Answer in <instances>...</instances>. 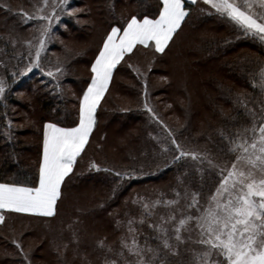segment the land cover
Instances as JSON below:
<instances>
[{
  "label": "rangeland",
  "instance_id": "obj_1",
  "mask_svg": "<svg viewBox=\"0 0 264 264\" xmlns=\"http://www.w3.org/2000/svg\"><path fill=\"white\" fill-rule=\"evenodd\" d=\"M118 1L115 0L114 2L115 11L122 12L124 5ZM157 2L158 0H150V3L155 6L154 8H156ZM38 3L39 0H0V9L6 11L7 14L4 18H8V21L4 23H1L4 20L3 16L0 18V78L5 81V93L0 101L13 95L20 97L23 90L17 89L18 85L22 84L23 80L29 79L30 74L33 72L36 73V77L45 80L49 86L52 84V90H56L59 96L67 94L71 98L66 103L68 110H72L70 125H59L50 120H44L41 123L36 174H38L42 155L44 124L56 123L61 127L75 125L78 121L79 98L90 83L91 64L98 53L104 36L110 31L111 26L122 24L131 15H135L122 14L107 25V22H110L108 20L109 16L104 8L105 5L101 4L100 0H69L71 7L64 14H61L59 22L53 21L52 39L48 43L46 51L41 53L40 60L44 72L51 70L55 73L56 67L59 66L63 74L56 73L57 78L53 79L45 75L39 68H34L26 75H21L20 73L26 71L29 63L28 48L25 42L32 40L35 44L33 37L38 35L36 28L39 24L46 22L29 21L25 23L17 13H32L35 11L33 5ZM207 7L198 0L194 8L200 11L201 8L207 9ZM112 8H110L111 11ZM67 11H73V15H67ZM200 12L203 15H209L207 12ZM211 17V20L204 21L199 26H192L189 23L182 25L165 53L154 54L148 49L141 48L139 51L134 50L129 57H126V63L122 61L117 66V68L119 66L129 68L135 77L136 83L124 76L121 71L116 72L117 69L114 71L108 91L97 108V122L92 136L82 153V157L78 159L73 173L70 174L69 178H66L63 196L61 201L58 202L57 214L54 217L5 213V224L0 225V264H26L19 250L12 243L13 240L20 243L24 251L29 254L31 264H56V256L60 254L58 252L60 240H74L81 247V254L79 255L73 251V254H71V248L65 250V254L62 253L61 260L64 261L65 259V264H105V252L98 247V242L105 240L108 246L118 248L121 237L127 231L126 222L131 218L138 221L141 218L142 204L160 197L162 191L158 186L141 187L134 190L130 195L129 191L122 200L128 203L129 210H126L122 215H118V209L114 206V203L120 199L122 191L112 189L113 192L111 191L110 194L107 187L94 179L92 180L89 176L74 181L77 177L79 178V173L81 174L83 169L84 173L97 171L91 167L94 163L100 169H110V171L102 172L110 173L119 183L126 176L117 177L115 173H127L129 165L135 164L139 159L141 161V158H138L137 155L133 157L130 153V147H132L133 140L136 139L137 135L136 123L131 124L128 121L122 122L114 118L110 119L105 131L106 140L100 143L102 133L96 127L98 124L104 123L105 117L115 105L125 107L139 103L138 111L142 113L147 125L146 135L152 145L158 149L157 154L162 155L161 160L159 159L156 162L157 167L160 166L162 161L164 163L170 159L173 154L171 152L162 153L160 144L153 137L163 140L164 135L167 136V132L163 131L162 127L165 118L172 119V115L179 114H181L183 122L187 124V129L180 131L172 127V132L186 149L207 153L221 164L229 161L230 158L225 152L221 155L212 148V143L209 141V137L206 136L211 132L214 133L216 129L211 125V116L214 113L211 99L217 97L215 93L219 89L215 84V80L224 78L226 74L220 61L228 58L245 63L242 58H238V54L246 53L247 49H239L238 52L232 55H219L216 60H203L199 59L201 46L206 40L213 39L225 32V30L217 32V24L220 26V23L226 24L228 29L233 31L234 36L255 41L263 52L264 45L258 40L245 37L237 32L232 25L216 15ZM66 21H72L77 30L67 32ZM10 36L15 39V46L8 41ZM70 55H73L72 59H70ZM71 60H74L73 63ZM253 63L252 73L256 76L259 68L264 66V57H260ZM129 65L132 67H129ZM14 73L15 75H13ZM250 83L253 85L255 81L252 80ZM129 88H133V90L130 91ZM235 88V91H238V88ZM255 89L257 95L253 100L241 97L249 102V108L254 105L259 107L260 102L264 101V92H261L258 87ZM145 91H147V95H145ZM29 95L32 98L34 94L29 90L28 93H24L22 96ZM170 102L172 108L170 110L164 109L163 106L166 103L170 104ZM145 103L153 109L155 116L162 124L149 119L150 114L145 110ZM101 105L102 109H99ZM18 110L22 112L21 107H18ZM98 113H100L99 117ZM163 113H165V116ZM39 114V108L33 106L29 113L17 115L14 118L15 124L21 131H19L20 137L24 141H28L30 145L33 144L34 139V135L30 133L33 129L31 126H33L32 123L38 121ZM243 120L244 118L240 121ZM190 130H192V133ZM218 130L216 131L218 132ZM126 150H129L128 156H126ZM32 156V152H25L21 156L19 164H16L17 168L23 169V164L27 161L31 162ZM179 164L182 168L180 174L176 176V186L178 183L177 177H182L185 171L191 172L192 162L189 161L185 164L182 161ZM189 179H193V177ZM194 179L198 181L199 177L196 176ZM206 179L211 182L210 177H206ZM107 195L117 196V199L107 202ZM163 198L172 199L174 195ZM103 200H106L107 203L106 213L96 216L88 212V210L98 207L100 204L97 203ZM132 207L135 209L134 211L130 210ZM165 211L163 207L158 208L156 216L164 214ZM110 221L113 222L115 234L113 232L110 234L111 232L107 231L111 227V225L109 226ZM151 222L153 221L150 220L144 224V233L149 230L153 235L151 229L148 228V223ZM134 227H137V225H134ZM140 232L143 231L140 230ZM102 233H105L107 238L103 235L102 237L99 236ZM9 244L12 247H9Z\"/></svg>",
  "mask_w": 264,
  "mask_h": 264
},
{
  "label": "snow or ice",
  "instance_id": "obj_2",
  "mask_svg": "<svg viewBox=\"0 0 264 264\" xmlns=\"http://www.w3.org/2000/svg\"><path fill=\"white\" fill-rule=\"evenodd\" d=\"M200 2L208 6L200 11L216 15L237 32L264 45V0ZM197 3L198 0H158L152 15H131L122 24L111 26L91 64L90 83L79 98L78 121L70 127L44 124L38 174L31 185L0 183V225L5 224V213L37 217L57 214L66 178L73 173L89 143L97 122V108L117 66L122 61L126 63L125 58L141 48L154 54L165 53L189 16L190 6ZM33 7L34 12L17 15L25 23H46L36 28L35 44L32 40L25 42L29 63L21 75L34 68L44 72L41 53L52 39L53 21L59 22L61 14L71 5L69 0H39ZM67 15H73V11H67ZM8 41L15 46L13 37H8ZM56 73L63 74L59 66L55 73L44 72L53 79L57 78ZM252 86L264 92V66L259 68ZM4 93L5 81L0 78V98ZM235 103L243 109L237 115L244 120L233 118L230 128L218 130L224 144L222 151L230 158L223 164L207 153L186 149L175 134L162 125L167 136L163 140L153 137L160 144L161 152L173 154L171 163L191 161V172L185 171L182 177H177V186L172 189L174 198L164 199L161 193L154 201L142 204L141 218L126 222L127 231L118 248L108 246L105 240L98 242V247L105 252V264H264V101L259 107L251 108L245 98H237ZM144 107L150 120L162 124L147 103ZM91 167L110 171L94 163ZM115 175L128 174L116 172ZM196 176L198 181L194 179ZM206 177H210L211 182ZM160 207L166 211L156 216ZM150 220L153 222L148 223V228L153 235L141 240L143 234L134 225L143 226ZM12 243L26 264H31L21 244L15 240Z\"/></svg>",
  "mask_w": 264,
  "mask_h": 264
},
{
  "label": "trees",
  "instance_id": "obj_3",
  "mask_svg": "<svg viewBox=\"0 0 264 264\" xmlns=\"http://www.w3.org/2000/svg\"><path fill=\"white\" fill-rule=\"evenodd\" d=\"M100 2L105 5L104 8L109 16L108 20H110V22H107V25L111 24V21L116 20L122 14L137 15L147 13L152 15L156 11V8H154L155 6L150 3V0H119L118 2L124 5V7H122V12H118L117 10L115 11V0H100ZM111 7H113L112 11L110 9ZM194 7L195 5L190 6L189 16L182 25L189 23L192 26H199L204 23V21L211 20L212 15H203ZM5 14H7L6 11L0 9V18L3 16L4 19L1 23L8 21V18H4ZM220 24V26L217 24V32L220 30H225V32L213 39L206 40L202 44L199 59L216 60L219 55H232L233 53L238 52L239 49H247L246 53H242L241 55L238 54V58H242L245 63L228 58L220 61L227 75L225 74L222 79L215 80V84L219 87V89L216 90L217 93H215L217 97L211 99L212 107H214V113L211 116V125L216 127V129L214 133L211 132V134H206V136L209 137L208 139L212 143V148L215 149L217 153L223 155V142L220 140L216 130L220 128H230L232 126L233 118L238 121L244 118L243 116L237 115V112H242L243 109L239 108L235 102L237 98H241L242 96L246 99L253 100L257 95V90L250 83L252 80L255 81V75L252 73L254 65L253 61L255 62L260 57H264V52L259 45H256L257 43L255 41L247 38L245 39L244 37H236L234 36L233 31L228 29L226 24ZM65 25L68 26L67 32L69 33L77 30V27L72 24V21H66ZM72 57L73 55H70V59H72ZM73 61L71 60L72 63ZM117 71H121L124 76L130 78L134 81V83H136L135 77L129 68L119 66L116 72ZM33 73L30 74L31 76L29 79L23 80L22 84H19L17 88L19 90H23L22 95L24 93H28L30 90L34 94L32 98L31 95H20V97L13 95L0 101V182H21L31 185L37 177L36 168L38 165L41 123L44 120H50L58 123L59 125L68 126L71 124L70 117H72V110L69 111L66 106V103L69 102L71 98L67 96V94L59 96V93L56 90H52V84L49 86L45 80L43 81L42 79L36 77V73ZM235 87L238 88V91H235ZM129 90L132 91L133 88H129ZM23 98L24 100L22 101ZM138 104L139 103H135L132 106L125 107L120 105L113 106L111 112H109L105 117L104 123L100 125L98 124L96 128L100 129V132L102 133L100 143H103L107 137L105 131L110 119L114 118L122 122L128 121L131 124L136 123L137 127H135V129L137 131V135L136 139L133 140V145H131L132 147H130V153L133 157L137 155L138 158H141V161L139 159L135 164L129 165L127 171L128 175H126L125 179H121L119 183H117V179L110 173L102 172L103 170L84 173L83 169L82 173H79V178L77 177L74 179V181H79L89 176L92 180L94 179L101 185L107 187L109 193L111 191L113 192L112 189L122 191L120 199L114 203V206L118 209V215H122V213L126 212V210H129L128 203L126 201H122L124 199V195H126L129 191L130 195L134 190L140 189L141 187L147 188L158 186L162 193H164V197H171L173 195L172 189L176 187V176L177 174H180V170L182 168L179 163H171V158L164 163L162 161L160 166L157 167L156 162L159 159L161 160L162 155L160 154L161 156H159L157 154L158 149L152 145L149 137L146 135V121L142 116V113L138 111ZM33 106L39 108L40 114L38 121L36 123H32L33 126H31L33 129H31L30 133L34 135V139L32 141L33 144L30 145L28 141H24V139L20 137V129L15 124L14 118L17 115L29 113ZM18 107H21L22 112L19 110L17 111ZM163 108L170 110L172 108V103H166ZM99 109H102V105ZM163 115L165 116V113H163ZM99 116L100 113H98V117ZM164 126H167V129L171 131L172 127H175L180 131H184L185 128L187 129V124L183 122L181 114L176 116L172 115V119L165 118ZM96 128L95 130H97ZM190 132L192 133V130H190ZM102 135L104 136L102 137ZM128 151L126 152V156L129 155ZM25 152H32V160L30 159L31 162H25L22 166L23 169H19L16 164H19L21 156L25 154ZM115 199H117V196H106L107 202ZM106 200L98 202L97 204L100 205L96 208L88 210V212L96 216L106 213ZM130 210L134 211L135 209L132 207ZM110 225L111 227L107 231H109V233L111 232L110 234H112V232L115 234L112 221H110L109 226ZM137 227L139 229L141 228L140 230L143 231L141 233L145 234V236L152 235L149 230L144 233L145 225H137ZM102 235L107 238L105 233L99 234L101 237ZM142 237L144 236L142 235L141 239H143ZM60 241L61 242L58 245V252L60 254L56 256V264H65V259L64 261L61 259L62 255L65 254L64 251L69 248H71V254H73V252L78 255L81 254V247L77 245L78 243L76 241ZM9 247L12 246L9 244Z\"/></svg>",
  "mask_w": 264,
  "mask_h": 264
},
{
  "label": "crops",
  "instance_id": "obj_4",
  "mask_svg": "<svg viewBox=\"0 0 264 264\" xmlns=\"http://www.w3.org/2000/svg\"><path fill=\"white\" fill-rule=\"evenodd\" d=\"M0 183H4V182H0Z\"/></svg>",
  "mask_w": 264,
  "mask_h": 264
}]
</instances>
